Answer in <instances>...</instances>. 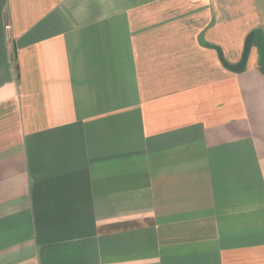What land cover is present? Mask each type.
I'll return each instance as SVG.
<instances>
[{"label":"crops","instance_id":"obj_1","mask_svg":"<svg viewBox=\"0 0 264 264\" xmlns=\"http://www.w3.org/2000/svg\"><path fill=\"white\" fill-rule=\"evenodd\" d=\"M258 28L264 0H0V264H264V74L219 56Z\"/></svg>","mask_w":264,"mask_h":264},{"label":"water","instance_id":"obj_2","mask_svg":"<svg viewBox=\"0 0 264 264\" xmlns=\"http://www.w3.org/2000/svg\"><path fill=\"white\" fill-rule=\"evenodd\" d=\"M253 46H256L259 51V68L260 71L264 74V32L262 29L258 28L253 30L248 34V36L245 39L244 43V50L242 53V58L237 64H230L224 57L223 52L219 49V56L222 64L225 68L228 70L235 72V73H241L244 71V69L247 66L249 56L251 53V50Z\"/></svg>","mask_w":264,"mask_h":264},{"label":"built area","instance_id":"obj_3","mask_svg":"<svg viewBox=\"0 0 264 264\" xmlns=\"http://www.w3.org/2000/svg\"><path fill=\"white\" fill-rule=\"evenodd\" d=\"M6 27H7L8 29L10 28V26H9V25H7Z\"/></svg>","mask_w":264,"mask_h":264}]
</instances>
